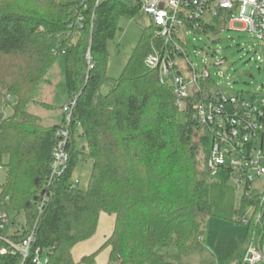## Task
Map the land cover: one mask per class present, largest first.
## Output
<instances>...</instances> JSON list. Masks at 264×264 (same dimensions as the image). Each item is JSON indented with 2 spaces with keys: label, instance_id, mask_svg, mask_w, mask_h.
<instances>
[{
  "label": "trees",
  "instance_id": "obj_1",
  "mask_svg": "<svg viewBox=\"0 0 264 264\" xmlns=\"http://www.w3.org/2000/svg\"><path fill=\"white\" fill-rule=\"evenodd\" d=\"M140 10L141 0H0V93L14 99L11 113H0V154L8 157L0 182V264H95L106 248L108 264H174L159 247L187 252L200 244L205 218L213 214L209 191L216 171L208 160L215 138L193 118L191 98L182 111L185 122L177 119L174 86L146 64L153 46L163 44L153 26L143 29L121 75H108V44L121 18ZM221 28L218 22L205 31ZM60 57L67 102L75 104L69 160L53 175L67 112L63 106L60 122L45 125L29 106L53 108L35 96ZM80 159L93 160L87 189L72 181ZM248 196L243 191L238 198L234 220L247 219L248 234L259 237L261 248L263 203ZM103 212L115 217L112 234L76 261L74 246L95 235ZM15 213L24 221H15ZM30 236L24 256L12 244Z\"/></svg>",
  "mask_w": 264,
  "mask_h": 264
},
{
  "label": "rangeland",
  "instance_id": "obj_2",
  "mask_svg": "<svg viewBox=\"0 0 264 264\" xmlns=\"http://www.w3.org/2000/svg\"><path fill=\"white\" fill-rule=\"evenodd\" d=\"M150 24L151 20L143 10L132 18H121L120 29L108 44L109 77L116 79L121 75L143 29ZM223 30L215 34L216 31L197 29L184 34L185 55L176 57V62L179 68L181 67L183 75L186 77L192 75L190 66L199 71L208 70L211 78L207 86L221 90L227 95L263 90L264 50L256 34L228 26ZM48 77L50 82L38 87L35 98L38 101L49 103L53 108H44L39 104L29 106L31 112L42 117L45 125L60 122L63 117L62 107L67 103L63 57H60L52 67ZM112 87L113 81L111 80L102 87V91L107 93ZM13 101L14 99L10 100L5 94L0 93V113L5 115L11 113ZM176 116L180 122H185L186 117L182 111H177ZM82 143L84 141L81 138L78 139L79 147ZM7 159L6 155L1 156L0 154V182L5 179L3 163ZM92 166V159H80L75 166L72 181L79 188L87 189ZM243 188L244 184L239 185L228 171L219 168L213 175L209 191L213 214L205 218L198 247L187 252L178 251L174 246L159 247L158 253L174 264H232L231 262L236 259L242 248L256 244L258 240V236L248 234L245 221L239 223L234 220L237 216V201L242 195ZM248 197H255L263 203L264 178L255 181ZM252 214L253 207H247L246 218H251ZM12 217L19 223L24 221V215L22 217L21 213H15Z\"/></svg>",
  "mask_w": 264,
  "mask_h": 264
},
{
  "label": "built area",
  "instance_id": "obj_3",
  "mask_svg": "<svg viewBox=\"0 0 264 264\" xmlns=\"http://www.w3.org/2000/svg\"><path fill=\"white\" fill-rule=\"evenodd\" d=\"M141 10L149 16L156 36L163 40L161 46H153L145 59L146 64L159 70L162 83L174 86L181 111L191 98L193 118L214 135L209 166L214 171L228 170L239 185L244 184L243 191L250 193L255 181L264 178V88L247 94L227 95L207 86L211 78L208 70L199 71L190 66L192 75L184 76L176 57L185 55L184 34L206 30L218 22L225 27L255 33L264 50V0H141ZM74 104L73 100L63 107L67 112V124L57 133L59 140L52 163L53 175H60L69 160L66 146ZM1 219L6 221V215ZM244 221L247 223V219ZM32 240L33 236H30L21 244L12 245L27 256ZM262 261L259 247L250 244L234 264H259Z\"/></svg>",
  "mask_w": 264,
  "mask_h": 264
},
{
  "label": "crops",
  "instance_id": "obj_4",
  "mask_svg": "<svg viewBox=\"0 0 264 264\" xmlns=\"http://www.w3.org/2000/svg\"><path fill=\"white\" fill-rule=\"evenodd\" d=\"M259 216H263V223H264V197H263V211L260 213ZM114 226H115L114 215H110L104 212L101 213L98 228H97L95 235L89 238L88 240L77 243L74 246L72 250L74 259L76 261H80L84 256L90 255L91 253L97 251L102 246V244L107 239V237H109L112 234L114 230ZM95 239L97 240L95 241ZM258 240H259V237H258ZM258 240H257L256 245L259 244ZM246 248L247 247H245V249L242 248L238 252L236 259H234L231 262L232 264L235 263L237 260H239L243 256V254L246 251ZM259 249L263 255V261L261 264H264V242L262 243L261 248ZM109 258H110V249L109 248L103 249L96 256L95 264H108ZM83 264H86V263H83Z\"/></svg>",
  "mask_w": 264,
  "mask_h": 264
},
{
  "label": "water",
  "instance_id": "obj_5",
  "mask_svg": "<svg viewBox=\"0 0 264 264\" xmlns=\"http://www.w3.org/2000/svg\"><path fill=\"white\" fill-rule=\"evenodd\" d=\"M224 30H219V31H217L215 34H218V33H221V32H223Z\"/></svg>",
  "mask_w": 264,
  "mask_h": 264
}]
</instances>
